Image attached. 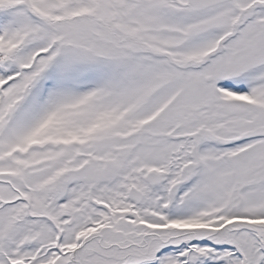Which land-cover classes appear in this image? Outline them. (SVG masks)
Masks as SVG:
<instances>
[{"label": "snow or ice", "instance_id": "snow-or-ice-1", "mask_svg": "<svg viewBox=\"0 0 264 264\" xmlns=\"http://www.w3.org/2000/svg\"><path fill=\"white\" fill-rule=\"evenodd\" d=\"M0 264H264V0H0Z\"/></svg>", "mask_w": 264, "mask_h": 264}]
</instances>
